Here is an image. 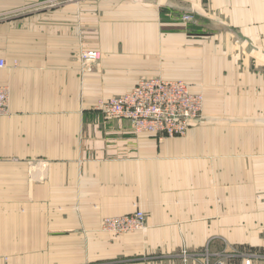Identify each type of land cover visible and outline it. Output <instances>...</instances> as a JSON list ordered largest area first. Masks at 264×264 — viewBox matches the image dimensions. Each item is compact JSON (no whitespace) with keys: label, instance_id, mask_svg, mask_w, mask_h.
Masks as SVG:
<instances>
[{"label":"crops","instance_id":"crops-1","mask_svg":"<svg viewBox=\"0 0 264 264\" xmlns=\"http://www.w3.org/2000/svg\"><path fill=\"white\" fill-rule=\"evenodd\" d=\"M0 59V264L264 253V0H0ZM157 76L204 95L184 135L96 107ZM138 207L143 229L102 228Z\"/></svg>","mask_w":264,"mask_h":264},{"label":"built area","instance_id":"built-area-1","mask_svg":"<svg viewBox=\"0 0 264 264\" xmlns=\"http://www.w3.org/2000/svg\"><path fill=\"white\" fill-rule=\"evenodd\" d=\"M185 18L190 17L187 15ZM101 53L98 49L84 50L80 58L85 65L90 66L101 58ZM4 66L5 60L0 59V68ZM9 102V86L0 84V117L9 112ZM96 107L109 118L129 119L137 132H148L165 138L184 135L200 118L204 110V95L193 91L184 79L141 78L130 91L100 99ZM146 220V212L136 208L132 213L104 217L102 228L122 234L143 229ZM182 255L185 260L189 258L187 248H183ZM240 256L238 262L229 263L221 258L216 264H264V253L245 252Z\"/></svg>","mask_w":264,"mask_h":264},{"label":"rangeland","instance_id":"rangeland-1","mask_svg":"<svg viewBox=\"0 0 264 264\" xmlns=\"http://www.w3.org/2000/svg\"><path fill=\"white\" fill-rule=\"evenodd\" d=\"M189 16L190 18H185V16ZM183 19H185L186 21H189L190 19H191V15H189V14H186V15H184L183 16ZM101 56H102V53H101ZM95 63V62H94ZM157 77H159V76H157ZM102 99V98H101ZM100 100V99H99ZM98 100V101H99ZM118 118H121V117H118ZM127 119V118H126ZM129 120V119H128ZM132 123V122H131ZM177 136H179V135H177ZM138 208H140V207H138ZM141 209V208H140ZM146 222H147V220H146ZM111 232V231H110ZM228 247H230V250L231 251H228L227 253H225V254H222V252H213L212 250H206L205 252H206V256H205V263L204 264H208V262H210V264H216V262L219 260V259H225L227 262H229V263H235V262H238L239 260H240V258L242 257V256H240V254H243V253H245V252H248V251H246V248L245 247H236V246H228ZM183 248H187V250L189 251V253H190V255H192L191 253H195V251L193 250V249H191V248H189V247H186V246H184ZM183 248H182V250H183ZM200 253L202 252V253H205L204 252V250H200L199 251ZM210 252H212V253H214V255H211L210 256ZM231 252V253H230ZM252 252H257V251H252ZM258 252H260V251H258ZM236 253V254H235ZM190 255H189V257H190ZM187 260H188V258H187Z\"/></svg>","mask_w":264,"mask_h":264},{"label":"bare ground","instance_id":"bare-ground-1","mask_svg":"<svg viewBox=\"0 0 264 264\" xmlns=\"http://www.w3.org/2000/svg\"><path fill=\"white\" fill-rule=\"evenodd\" d=\"M89 50H90V49H89ZM3 116H4V115H3ZM1 117H2V116H1ZM1 117H0V118H1Z\"/></svg>","mask_w":264,"mask_h":264}]
</instances>
